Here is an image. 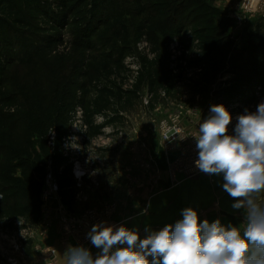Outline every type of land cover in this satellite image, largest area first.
<instances>
[{"label":"trees","instance_id":"1","mask_svg":"<svg viewBox=\"0 0 264 264\" xmlns=\"http://www.w3.org/2000/svg\"><path fill=\"white\" fill-rule=\"evenodd\" d=\"M209 4L204 0H0V231L39 227L49 171L57 181L61 204L75 211L81 190L73 174L74 158L64 150L73 117L79 110L84 112L90 140L102 135L103 126L94 125L95 114L111 111L112 121L122 123L124 114L135 110L142 87L158 99L172 83L170 67L159 50L182 39L185 29L197 39L203 57L194 65L207 73L222 70L230 60L232 43L220 32L223 27L215 26ZM68 34L73 37L70 41L65 40ZM143 38L151 42L157 57L142 60L134 90L125 91L115 83L102 85L109 83L115 69L124 68L125 57ZM79 53L82 63L71 83L66 80L70 61ZM252 67L256 74L239 80L243 87L239 92L246 97L240 101L246 105L254 102L258 86L264 90L260 75L264 71ZM92 89L100 99L93 109L87 100Z\"/></svg>","mask_w":264,"mask_h":264},{"label":"rangeland","instance_id":"2","mask_svg":"<svg viewBox=\"0 0 264 264\" xmlns=\"http://www.w3.org/2000/svg\"><path fill=\"white\" fill-rule=\"evenodd\" d=\"M204 1L210 3L209 5L212 7V12L214 11L213 14L216 15L214 22L215 26H222L223 28L219 29L220 32L223 34V37H226L228 40L230 39L232 43L230 46V60H227L226 63L222 65V70L216 73L214 69H211L210 72L208 71L209 73H207L204 67H197L198 61L202 60L203 57L199 53L197 39L192 35L191 30L187 28L181 35L182 39L174 40L167 50L164 48H160L159 50V55L165 59V64L167 63L170 67L172 83L166 86L158 99L153 100L147 87H142L138 93L135 110H132V113L124 114L122 123L112 121L114 115L111 111L95 114L93 122L95 126H103L102 135L94 136L90 138V140L86 138V132L89 128L87 125L84 126L82 120L84 112L79 110V113L73 117L75 123L71 131V142L68 145V149H73L75 154H77L82 168L87 172V177L85 179L90 178L92 184L96 185L98 183L99 185L97 190L93 192V199L97 198V203L92 206L88 202L84 203L86 205H83V211L99 210V202L102 201L99 199L101 196L106 195L108 199H111L116 194V191L121 189L119 186L120 181H115V178L118 177L120 179L121 177L117 172L120 171L121 168L115 170L111 167V164L114 165L118 157H124L126 154H128V157H131L132 154L139 156V158L136 157V162L142 172H150L153 171L154 168L156 171L158 170L154 161L151 164L144 162L149 154H152L151 156H153V158H158V154L163 155V158L168 164L166 169L168 170V180H171V182L173 181L171 190L168 194L171 195L172 198V210H176L180 205L179 200H183L180 195L181 189L177 187L180 184V178L183 177L177 175L175 169L177 166V157L179 155L178 151L174 148L180 142L177 133L182 134L184 131L183 133H186L188 136H196L198 134L199 124L203 119H206L210 113V107L216 104H223L232 116L228 128L229 134H234L238 116L243 114L245 109L255 111L257 105L264 102V90L259 94L255 91V103L252 102L248 105L240 101L242 98L246 99V97L244 98L243 94L239 92L243 91V87L240 86L239 80L256 74L252 67L253 65L259 67L258 70L264 71V23H258L264 22V0ZM219 6L224 10L221 12L217 11L220 8ZM230 15L231 22L229 19H225L230 18ZM253 22H257V24ZM70 38L73 37L68 34L65 40L70 41ZM74 55L75 56H72L70 61V71L66 77V80H69L68 82L71 83L75 82V78L72 77V75L80 70V65L82 63L80 53ZM81 56H84V54ZM156 57L157 54L153 53L151 42L143 38L141 41L137 42L135 51L125 57L123 61L124 68L120 70L115 69L113 75L109 77V83L105 82L101 84L110 85V83H115L125 91L134 90V86L137 84L142 71V60L144 58L147 60H154ZM179 58H183L184 62L179 61ZM1 60L0 58V62ZM195 63H197V65H194ZM94 64L96 66L99 65L96 61ZM206 65H208V63H206ZM178 66H182L183 70L179 71L177 69ZM181 75L183 76L182 78L179 77ZM260 75L261 78L264 79V73ZM71 87L74 89V85H71ZM259 87L260 86H258L257 89ZM95 90L96 89H92L87 98L88 102H92V109L95 108V104L100 101ZM73 93H75V91H73ZM60 94H63V92L61 91ZM236 94L237 97H235ZM146 100L149 102L148 105H146ZM170 118H172L173 121L171 130V133H173V140L172 144L167 145L164 142V138H161L159 128L163 120ZM99 119H102V121ZM185 129L187 131H185ZM196 143L197 141L194 137L193 147L195 148ZM123 159L124 158L118 159L117 161ZM109 163L110 166H107ZM98 164L104 166L100 165L101 167L97 168L96 165ZM155 179L158 182V176H156ZM193 179L183 178L184 181ZM215 179L217 182H215ZM207 182L208 181H205L204 183L203 181L202 183L204 189L212 190L215 195H229L223 189L224 180L222 174H212L209 182ZM215 183L219 188L218 190L215 189ZM46 191L47 189L45 192ZM49 193L50 190L47 194L49 195ZM209 194L210 193H207L205 190L206 199ZM259 199L264 201V192L260 194ZM231 200L234 201L233 198ZM184 201L189 202V200ZM47 204L48 206L51 205L49 210L52 213H55L57 216L59 215L58 218H60L62 213L64 214V212L68 211L67 208L61 204L59 197L48 199L46 203H44L43 213L47 210V208H45ZM212 204L211 201H207L198 209V211H200L199 213L207 211ZM215 204H217V202ZM75 211H77V208ZM230 214L229 225L242 229L245 222L244 209H236L230 212ZM58 218H56L55 221H57ZM226 221L227 220L224 219L223 223ZM80 222L83 221L80 220ZM38 228L36 230H38ZM36 230L24 229L11 233L0 231V264H11V259L17 260V264H21L22 262H20V260L22 261L26 257H29L34 243H39L34 240V233ZM13 242H17L20 245V252L14 251ZM148 259L151 260L152 258L149 257Z\"/></svg>","mask_w":264,"mask_h":264},{"label":"clouds","instance_id":"3","mask_svg":"<svg viewBox=\"0 0 264 264\" xmlns=\"http://www.w3.org/2000/svg\"><path fill=\"white\" fill-rule=\"evenodd\" d=\"M232 116L223 104L210 107L195 137L198 169L222 174L223 189L234 209H244L243 228L219 219L200 222L196 210L185 208L182 219L140 238L124 225L98 223L88 232L99 249L94 257L83 246H69L66 264H264V102L239 115L234 134ZM151 257V262L149 261Z\"/></svg>","mask_w":264,"mask_h":264},{"label":"crops","instance_id":"4","mask_svg":"<svg viewBox=\"0 0 264 264\" xmlns=\"http://www.w3.org/2000/svg\"><path fill=\"white\" fill-rule=\"evenodd\" d=\"M218 10L223 11L224 9L220 7ZM151 155L149 154L144 162L151 164L154 161L158 168L157 171L154 168L153 171L142 172L136 162V157L139 158V156L135 154H132L131 157H128V154L118 157V159H124L119 161L117 159L114 165L111 164L115 170L121 168L120 171H117L121 176L120 179L115 178V181H120L121 189L117 190L116 194L112 198L110 197L111 199H108L106 195L101 196L99 210H82L83 205H86L84 203L88 202L92 206L98 201L97 198L93 199V192L97 190L98 183L95 185L92 184L90 178L85 179L84 186L77 197V211L64 212V214H68V219L79 228L75 235H68L65 232L61 217L58 218L59 215L52 213L49 210L51 205L47 204L45 206L47 210L43 213L39 228L34 233V240L39 243H34L33 251L31 250L29 257L20 260L21 264H66V250L69 246L86 247L95 257L100 250L91 244L87 234L93 225L102 222L106 225H116L117 227L124 225L129 229H135L140 238H144L149 231L161 230L169 224L174 225L182 219L183 209L191 207L197 211L200 222L205 219L209 222L219 219L223 225H229L230 212L236 210L232 207L235 201H232V197L229 195H215L212 190L204 189L203 181L204 183L205 181L209 182L212 174H203L190 181H184L179 177L180 184L177 187L181 189L180 195L183 200H179V207L172 210V198L168 192L171 190L173 181L168 180V170H166L168 164L163 155L158 154V158H153ZM100 165L98 164L96 167H101ZM108 165L110 166V163ZM156 176L159 178L158 182L155 179ZM215 182H217L216 179ZM215 185V189L218 190L216 183ZM205 190L210 193L208 196L206 195L207 199ZM184 200H189V202ZM207 201H211V204L213 202L212 206L207 211L199 213L198 209ZM216 202L217 204H215ZM56 218H58L57 221H55ZM224 219L227 220L225 223H223Z\"/></svg>","mask_w":264,"mask_h":264},{"label":"built area","instance_id":"5","mask_svg":"<svg viewBox=\"0 0 264 264\" xmlns=\"http://www.w3.org/2000/svg\"><path fill=\"white\" fill-rule=\"evenodd\" d=\"M139 71V70H138ZM263 89L259 87L257 89V93L259 94ZM149 102L146 100V105H148ZM79 113V112H78ZM77 113V114H78ZM102 121V119H99ZM172 118L170 119H165L161 122L160 124V134L161 138H164V142L167 145L172 144L173 140V133H171L172 130ZM183 131V130H182ZM185 131H187L185 129ZM184 132V131H183ZM177 133L178 137L180 138L179 144L174 148L175 150L178 151V157L176 161V173L177 175L182 176L185 179H193L195 177H198L203 174H208L200 171L198 167L196 166L195 161L198 159V149L193 147V139L194 137L184 134ZM56 134L53 133L51 137V141L53 142L55 140ZM71 142V138L69 139V142L64 145V150L66 151V155H71L74 159V177L75 180L77 181V187L81 190L83 188V180L87 177V172L82 168L81 163L79 162L77 158V154H75L73 149H68L69 148V143ZM73 151V152H72ZM47 191L45 192V190ZM50 190L49 195L47 192ZM43 193V201L46 203L48 199L52 198H58L59 197V187L57 184V181L51 171L48 172L47 178H46V184L44 188ZM3 199V197L0 195V201ZM64 212V211H63ZM61 220L63 223V227L65 229V232L68 235H75L78 231L79 228L73 224L72 221L68 219L67 214H62ZM13 249L16 252H20V245L17 242H13ZM151 262V260L149 259ZM17 260H12L10 261L11 264H17Z\"/></svg>","mask_w":264,"mask_h":264}]
</instances>
